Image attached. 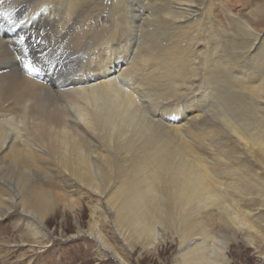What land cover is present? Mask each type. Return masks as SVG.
Here are the masks:
<instances>
[{
  "label": "bare ground",
  "instance_id": "obj_1",
  "mask_svg": "<svg viewBox=\"0 0 264 264\" xmlns=\"http://www.w3.org/2000/svg\"><path fill=\"white\" fill-rule=\"evenodd\" d=\"M261 2L226 12L232 36L212 0L0 3V221L21 238L0 233V264L43 246L58 183L96 197L88 233L114 256L109 210L142 248L167 225L183 264L240 241L264 258Z\"/></svg>",
  "mask_w": 264,
  "mask_h": 264
},
{
  "label": "rangeland",
  "instance_id": "obj_2",
  "mask_svg": "<svg viewBox=\"0 0 264 264\" xmlns=\"http://www.w3.org/2000/svg\"><path fill=\"white\" fill-rule=\"evenodd\" d=\"M212 1L215 2L213 13L224 18L223 25L229 36L233 35L232 30H230L231 26L228 24L229 12L247 18L251 16L250 12L257 6L258 2L264 3V0H221L225 1L228 6L221 5L220 7L217 5L215 7L220 0ZM19 16L20 14H16L12 18L16 20ZM259 30L262 31L261 38L264 46V25ZM253 53L254 50H252ZM78 66L74 64V68L68 70H76ZM254 115L256 117L253 119L257 121L260 118L258 117L259 113H254ZM41 182L46 183V179L43 178ZM55 190H58L61 196L58 195V202L54 205V214L46 220V226L43 229L45 235L40 237L43 246L36 251H31L27 244L21 248L16 247L7 260L8 264H183L182 258L177 253L178 247L175 240L178 239V236H174L173 230L167 225H159L163 239L157 247L142 248L137 240H129L128 237L127 240H124L120 236L114 224L113 214L115 213L110 212V210L107 211V221L104 219V223L102 222L100 227L112 249L110 251H113L116 256L112 255V252L104 251L96 238L88 233L91 231L93 222L91 205L96 203V197H86L76 191L70 192L72 189L68 190L60 183L58 186L56 185ZM98 215L100 219H103L101 213ZM15 221V216L2 219L0 221V226H2L0 233L10 235L12 239L16 238L15 240L20 242V231L15 226ZM77 221L85 232L79 233ZM164 226L165 228H163ZM164 235L167 237L164 238ZM231 251L230 264H264V258L259 252L241 241L232 244ZM117 255H121L126 262L120 263L116 259Z\"/></svg>",
  "mask_w": 264,
  "mask_h": 264
},
{
  "label": "snow or ice",
  "instance_id": "obj_3",
  "mask_svg": "<svg viewBox=\"0 0 264 264\" xmlns=\"http://www.w3.org/2000/svg\"><path fill=\"white\" fill-rule=\"evenodd\" d=\"M3 2V0H0V3H2Z\"/></svg>",
  "mask_w": 264,
  "mask_h": 264
}]
</instances>
